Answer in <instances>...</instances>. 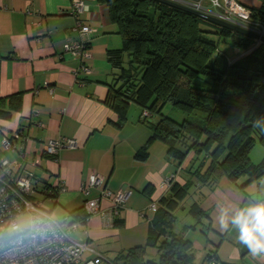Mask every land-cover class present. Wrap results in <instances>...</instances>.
Masks as SVG:
<instances>
[{
  "label": "crops",
  "instance_id": "obj_1",
  "mask_svg": "<svg viewBox=\"0 0 264 264\" xmlns=\"http://www.w3.org/2000/svg\"><path fill=\"white\" fill-rule=\"evenodd\" d=\"M84 1L86 8L78 18L96 33L89 39L92 73L78 81L73 73L78 60L63 50L66 42L78 38L77 17L70 14L73 0H0V156L21 160L33 171L35 199L59 221L68 216L72 222L69 213L83 207L86 197L80 186L92 170L105 177L106 189L130 191L113 227H105L99 216L76 222L77 236L89 249L86 259L95 250L114 261L130 248L145 246L155 215L148 205L155 201L158 207H171L167 203L175 200L172 229L192 245L189 264H208L210 250L218 264H264V256L251 255L239 241L236 226L222 229L219 223L221 208L231 216L264 200V180L244 189L240 180L236 185L227 177L201 183L193 173L200 159L192 153L178 166L163 140L151 141L143 151L153 132L149 119H141L143 109L125 98L111 100L116 90H124L120 74L129 67V54L122 50L121 35L105 3ZM238 1L264 11V0ZM224 48L230 55L236 53ZM111 53L120 54L119 66L113 65ZM3 135L25 147L24 157L3 149ZM59 137L75 139L76 147L62 148L52 157L41 153L48 140ZM178 169L174 187H161ZM58 181L63 182L62 190L53 197L43 194ZM184 190L186 196L179 197ZM98 194L94 189L90 196ZM179 219L185 223L176 229ZM158 258L157 248L146 247V259Z\"/></svg>",
  "mask_w": 264,
  "mask_h": 264
},
{
  "label": "trees",
  "instance_id": "obj_2",
  "mask_svg": "<svg viewBox=\"0 0 264 264\" xmlns=\"http://www.w3.org/2000/svg\"><path fill=\"white\" fill-rule=\"evenodd\" d=\"M100 1L130 57L120 74L124 90H116L111 100L125 98L151 113L153 132L142 150L163 140L178 166L192 153L200 159L193 173L201 183L227 177L237 185L244 178L239 185L244 189L264 180V159L255 164L249 158L255 134L264 146V42L156 0ZM252 10L254 19L264 23V11ZM225 46L236 54L227 57ZM109 56L119 66L120 54ZM167 106L184 116L179 121L168 116ZM184 196L186 190L179 197ZM174 201L167 205L177 207ZM173 206L157 208L145 246L122 252L114 262L191 263L190 241L172 229ZM69 215L72 223L86 222L83 207ZM146 247L157 248V261L146 259Z\"/></svg>",
  "mask_w": 264,
  "mask_h": 264
},
{
  "label": "built area",
  "instance_id": "obj_3",
  "mask_svg": "<svg viewBox=\"0 0 264 264\" xmlns=\"http://www.w3.org/2000/svg\"><path fill=\"white\" fill-rule=\"evenodd\" d=\"M171 1L264 36V23L254 19L253 10L238 0ZM85 8L84 0H73L70 14L77 17L75 29L78 38L63 45L64 52L78 60L73 70L78 81L82 76L92 73L88 64L92 58L89 39L96 33L95 28L78 18ZM150 117L149 110H142L143 121ZM1 145L4 150L18 151L22 157L25 155V147L13 142L7 135H3ZM76 145L73 138L59 137L48 140L41 153L52 157L62 148H74ZM32 165H35L34 160ZM179 169L166 176L160 186L170 188ZM33 176V171L27 170L21 160L10 161L0 156V264H116L95 250H91L93 255L90 258L84 257L89 249L86 242L77 236V224L68 222V216L63 221L57 220L43 202L35 199ZM104 183L105 177L95 170L81 183L80 192L86 197L83 211L86 222L92 216H99L105 227H113L130 191L113 192L106 189ZM63 188V182L58 181L57 185L46 187L43 194L53 197L57 190ZM94 189L99 190V194L92 197L90 193ZM102 202L107 204L103 205ZM157 208L158 204L154 201L147 209L156 211ZM25 214L29 216L27 228L18 224V220ZM208 256V264H218L213 250L209 251Z\"/></svg>",
  "mask_w": 264,
  "mask_h": 264
},
{
  "label": "clouds",
  "instance_id": "obj_4",
  "mask_svg": "<svg viewBox=\"0 0 264 264\" xmlns=\"http://www.w3.org/2000/svg\"><path fill=\"white\" fill-rule=\"evenodd\" d=\"M219 223L222 229L234 225L239 229V241L246 245L251 255H264V200L237 209L229 215L226 208L220 209Z\"/></svg>",
  "mask_w": 264,
  "mask_h": 264
},
{
  "label": "rangeland",
  "instance_id": "obj_5",
  "mask_svg": "<svg viewBox=\"0 0 264 264\" xmlns=\"http://www.w3.org/2000/svg\"><path fill=\"white\" fill-rule=\"evenodd\" d=\"M208 27V26H206ZM226 47V46H225ZM236 53H234L233 55H235ZM227 57L231 58V55L228 54ZM220 64H222V60L223 58H220ZM164 113L167 114L168 116L176 119V120H180L182 118V116H184L181 112L176 111L174 109H171V107L167 106L166 109L164 110ZM193 116H190V119H192ZM255 139H256V143L254 145V147L251 149L250 153H249V158L251 160L252 163H259L260 161H262V159H264V146L260 145L258 140V136L257 134L254 135ZM244 178H240L239 180L242 182ZM38 197V196H37ZM189 198H187L183 204L185 206H187L190 201H188ZM180 217L181 214H178ZM183 218V217H182ZM183 223H185L184 220L179 219L177 224L175 225L176 229H179L178 227H181L183 225ZM18 224L23 227V228H27L28 224H29V216L27 214L23 215L19 220H18ZM150 252L148 251V254ZM151 258V256H149Z\"/></svg>",
  "mask_w": 264,
  "mask_h": 264
},
{
  "label": "water",
  "instance_id": "obj_6",
  "mask_svg": "<svg viewBox=\"0 0 264 264\" xmlns=\"http://www.w3.org/2000/svg\"><path fill=\"white\" fill-rule=\"evenodd\" d=\"M156 1L165 3V4L169 5V6H173L175 8H179V9L187 11V12H190V13H192V14H194V15H196V16H198V17H200V18H202V19H204V20H206V21H208V22H210L212 24H215V25L219 26V27H224V28H227V29L232 30L234 32H237L239 34H242V35L248 36L250 38H253L255 40H260L261 42H264V36H261V35L255 33V32H253V31H249L247 29L241 28V27L236 26L234 24L222 21V20H220L218 18H215L213 16H210V15L203 14V13H200L198 11L192 10V9H190L188 7L182 6V5H180L178 3H175V2H173L171 0H156Z\"/></svg>",
  "mask_w": 264,
  "mask_h": 264
}]
</instances>
